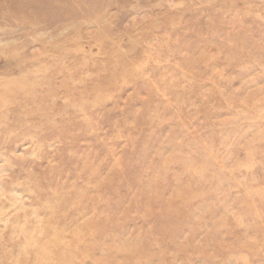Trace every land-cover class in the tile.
<instances>
[{
    "label": "rangeland",
    "instance_id": "rangeland-1",
    "mask_svg": "<svg viewBox=\"0 0 264 264\" xmlns=\"http://www.w3.org/2000/svg\"><path fill=\"white\" fill-rule=\"evenodd\" d=\"M0 264H264V0H0Z\"/></svg>",
    "mask_w": 264,
    "mask_h": 264
}]
</instances>
